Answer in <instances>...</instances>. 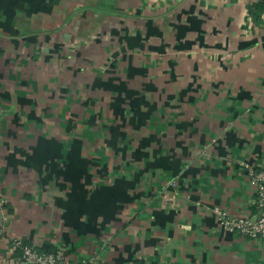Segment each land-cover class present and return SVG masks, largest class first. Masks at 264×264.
I'll use <instances>...</instances> for the list:
<instances>
[{"label":"crops","instance_id":"0c3cea01","mask_svg":"<svg viewBox=\"0 0 264 264\" xmlns=\"http://www.w3.org/2000/svg\"><path fill=\"white\" fill-rule=\"evenodd\" d=\"M251 168L264 0H0V264H264Z\"/></svg>","mask_w":264,"mask_h":264},{"label":"built area","instance_id":"2783aa9c","mask_svg":"<svg viewBox=\"0 0 264 264\" xmlns=\"http://www.w3.org/2000/svg\"><path fill=\"white\" fill-rule=\"evenodd\" d=\"M249 177L256 185L255 207L259 216L252 219L247 216L236 217L230 215L220 207H214L217 223L221 229L230 233L258 238L264 241V170L249 169ZM6 199L0 187V208L4 206ZM14 246L20 249L17 256H13L16 263L35 262L39 264H68L64 255L51 251L38 250L34 246L24 243L22 240H15Z\"/></svg>","mask_w":264,"mask_h":264},{"label":"water","instance_id":"95a60500","mask_svg":"<svg viewBox=\"0 0 264 264\" xmlns=\"http://www.w3.org/2000/svg\"><path fill=\"white\" fill-rule=\"evenodd\" d=\"M23 264H39V263H35V262H28V263H23Z\"/></svg>","mask_w":264,"mask_h":264},{"label":"trees","instance_id":"16d2710c","mask_svg":"<svg viewBox=\"0 0 264 264\" xmlns=\"http://www.w3.org/2000/svg\"><path fill=\"white\" fill-rule=\"evenodd\" d=\"M24 243H26L25 241H23Z\"/></svg>","mask_w":264,"mask_h":264},{"label":"rangeland","instance_id":"374dc122","mask_svg":"<svg viewBox=\"0 0 264 264\" xmlns=\"http://www.w3.org/2000/svg\"><path fill=\"white\" fill-rule=\"evenodd\" d=\"M11 257V256H10ZM14 263V262H13Z\"/></svg>","mask_w":264,"mask_h":264}]
</instances>
